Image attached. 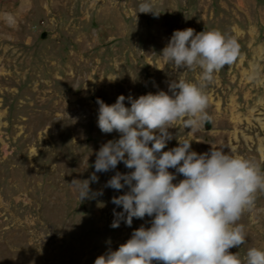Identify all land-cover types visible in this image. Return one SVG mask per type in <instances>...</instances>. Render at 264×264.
Wrapping results in <instances>:
<instances>
[{"label":"rangeland","instance_id":"rangeland-1","mask_svg":"<svg viewBox=\"0 0 264 264\" xmlns=\"http://www.w3.org/2000/svg\"><path fill=\"white\" fill-rule=\"evenodd\" d=\"M144 3L160 14L139 13ZM187 28L236 39L242 58L211 80L199 66L177 70L161 54ZM180 80L207 95L211 122L195 133L172 125L164 151L192 140L191 151L223 149L264 174V0H0V264H94L151 227L148 216L111 227L123 211L112 197L128 189L105 185L132 171L122 162L96 173V195L82 202L70 183L88 179L96 152L120 137L100 131L98 98L171 95ZM237 224L246 243L229 251H264V191Z\"/></svg>","mask_w":264,"mask_h":264},{"label":"clouds","instance_id":"clouds-1","mask_svg":"<svg viewBox=\"0 0 264 264\" xmlns=\"http://www.w3.org/2000/svg\"><path fill=\"white\" fill-rule=\"evenodd\" d=\"M139 9L160 14L148 3ZM161 56L177 70L199 66L202 79L211 80L215 72L236 64L242 53L236 39L218 30L196 33L187 28L173 32ZM169 91L171 95L160 91L136 99L120 95L111 105L97 99L100 131H115L120 137L96 152L95 172L88 179L70 184L82 202L96 195L90 188L99 180L96 173L114 170L122 162L132 171H117L105 185L128 189L112 197L123 211L114 209L111 227H119L121 220L129 227L133 218L152 220L151 227L135 229L126 243L98 256L94 264H264L260 249L250 248L244 260L229 251L246 243L244 227L237 222L255 208L257 193L264 191V174L251 160L223 149L191 151L192 140L164 151L176 138L169 132L172 125L181 123L195 133L211 122L207 95L196 84L172 82ZM126 99L130 107L125 106ZM177 174L184 179L173 183Z\"/></svg>","mask_w":264,"mask_h":264},{"label":"bare ground","instance_id":"bare-ground-1","mask_svg":"<svg viewBox=\"0 0 264 264\" xmlns=\"http://www.w3.org/2000/svg\"><path fill=\"white\" fill-rule=\"evenodd\" d=\"M223 124V123H222ZM221 133H224V132H221Z\"/></svg>","mask_w":264,"mask_h":264}]
</instances>
